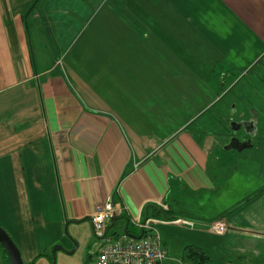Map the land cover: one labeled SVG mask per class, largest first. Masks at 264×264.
Masks as SVG:
<instances>
[{
	"label": "crops",
	"instance_id": "0c3cea01",
	"mask_svg": "<svg viewBox=\"0 0 264 264\" xmlns=\"http://www.w3.org/2000/svg\"><path fill=\"white\" fill-rule=\"evenodd\" d=\"M150 2L110 0L98 14L102 0H0V225L25 264H51L56 244L72 249L68 227L93 232L89 217L108 199L120 212L113 236L142 234L136 218L156 221L163 264H187L189 245L211 264H257L228 255L230 235L261 232L214 205L216 148L197 133L237 111L230 100L244 87H224L243 53H264V0ZM219 218L226 234L210 230Z\"/></svg>",
	"mask_w": 264,
	"mask_h": 264
},
{
	"label": "rangeland",
	"instance_id": "374dc122",
	"mask_svg": "<svg viewBox=\"0 0 264 264\" xmlns=\"http://www.w3.org/2000/svg\"><path fill=\"white\" fill-rule=\"evenodd\" d=\"M145 2L146 5L152 7L150 0H145ZM110 6V0H102V5L97 13L104 14L109 11ZM143 7L146 10L145 5ZM157 12L158 9L152 11V13ZM141 38L143 37L141 36ZM255 56L253 52L243 53L238 59V63L232 69L230 79H228L224 87L226 90L229 82L233 79L239 82L241 88L244 87L245 94L243 92V99L236 102L232 101L233 97H231L230 100L232 102L231 105L237 104V111L232 113L231 110L230 115L229 113L222 114L219 117L222 124L215 123L213 130L207 132L208 135H203L202 133H197V135L201 141H205L206 136L210 137L214 148H216V150L213 149L215 155H213L212 168L221 170V172L214 170V173L222 175L219 187L220 190H223V194H220L221 198L219 200H215L214 205L222 203L230 206L227 215L230 216L231 220L248 227H254L261 232L260 236L247 235L237 237L234 234L230 235L226 241L227 247H229V257L237 260L238 255L243 254L244 260H252L257 264H264V81H262V78H264V53H259L260 58L257 56L253 59ZM257 63L260 64L258 67ZM247 67L251 69L249 75L245 71ZM261 67L263 68L260 73ZM187 78H184V80ZM197 82H195L196 84L192 89L198 85L202 94L203 88H205L203 86L204 82L200 80ZM217 87H221V85L215 84V96L218 92ZM254 91H256V94ZM250 119H253L257 125V132L252 138V147L243 150L226 149V146L231 142L232 134L239 136L242 140H245V137L248 135L244 129L234 132L231 123L238 120L247 121ZM228 179L229 182L226 187H222L223 183H226ZM214 205L213 208L216 210L217 207H214ZM245 228L247 229V227ZM67 231V237L74 245L73 236H79L73 231L72 226L68 227ZM89 237L92 243L90 247H87ZM79 238L82 242L78 250L73 254L57 251L55 264H93L92 253L98 250L100 242L94 237L93 232L87 230L84 231V236ZM56 245L49 251L50 258L54 257L53 249ZM53 263L54 261L52 260L51 264Z\"/></svg>",
	"mask_w": 264,
	"mask_h": 264
},
{
	"label": "built area",
	"instance_id": "2783aa9c",
	"mask_svg": "<svg viewBox=\"0 0 264 264\" xmlns=\"http://www.w3.org/2000/svg\"><path fill=\"white\" fill-rule=\"evenodd\" d=\"M163 208L166 210L167 205H163ZM119 214L113 201L108 199L91 216L94 237L100 242L98 250L92 254L93 264H163L168 257V251L154 226L156 221L153 218L145 221L136 218L134 222L142 229V234L122 232L113 236L109 234V226ZM174 222L190 227L195 225V222L189 219L178 218ZM209 227L213 233L223 235L231 224L226 218H219L210 223Z\"/></svg>",
	"mask_w": 264,
	"mask_h": 264
},
{
	"label": "water",
	"instance_id": "95a60500",
	"mask_svg": "<svg viewBox=\"0 0 264 264\" xmlns=\"http://www.w3.org/2000/svg\"><path fill=\"white\" fill-rule=\"evenodd\" d=\"M248 124H250V128H248ZM231 126H233L234 132L240 130L242 127L246 130V132L251 136H255L257 132V125L254 121H234L231 123ZM252 138L246 139L244 141H241L238 137H233L231 138V142L229 145L226 146V149H238V150H243L245 148L252 147ZM89 220L91 222V217H89ZM66 233L68 231L66 230ZM74 239V248L72 250H68V248L64 245H56L53 249V261L55 264L56 263V253L57 251L61 250L67 254H73L78 248H79V243L75 238ZM0 243L6 250L11 264H25L21 250L17 243L14 241V239L11 237L9 232L0 225Z\"/></svg>",
	"mask_w": 264,
	"mask_h": 264
},
{
	"label": "trees",
	"instance_id": "16d2710c",
	"mask_svg": "<svg viewBox=\"0 0 264 264\" xmlns=\"http://www.w3.org/2000/svg\"><path fill=\"white\" fill-rule=\"evenodd\" d=\"M228 213L229 212L225 213L223 216L227 215ZM164 216L165 218H168V219L176 218L175 216H168L166 214ZM0 248L5 253L8 264H11L9 256L1 243H0ZM183 258L187 262V264H211L214 261L212 255L209 254L204 248L193 246V245H189L184 249ZM51 260H53V256L51 257ZM35 262L36 261L30 264H35Z\"/></svg>",
	"mask_w": 264,
	"mask_h": 264
},
{
	"label": "flooded vegetation",
	"instance_id": "af4514ba",
	"mask_svg": "<svg viewBox=\"0 0 264 264\" xmlns=\"http://www.w3.org/2000/svg\"><path fill=\"white\" fill-rule=\"evenodd\" d=\"M247 121H250V120H247ZM240 122H241V121H240ZM250 126H251V125L248 124V128H250ZM243 129H244V127H242V128H241L240 130H238V131H241V130H243ZM244 131L246 132L245 129H244ZM246 133H247V132H246ZM247 134H248V133H247ZM233 137H238L241 141H244V140H242V138H240L239 136H236V135H234V134L231 135V138H233ZM249 138H253V137H251V136L248 134V135L245 137V140H246V139H249ZM72 247L74 248V245H73ZM73 248H72V249H73ZM72 249H69V248H68L69 251L72 250Z\"/></svg>",
	"mask_w": 264,
	"mask_h": 264
}]
</instances>
